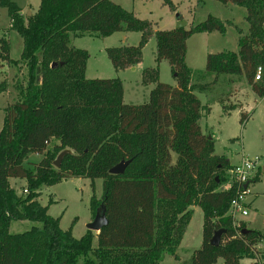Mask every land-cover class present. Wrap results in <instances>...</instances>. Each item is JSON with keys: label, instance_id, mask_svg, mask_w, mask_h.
Segmentation results:
<instances>
[{"label": "trees", "instance_id": "trees-1", "mask_svg": "<svg viewBox=\"0 0 264 264\" xmlns=\"http://www.w3.org/2000/svg\"><path fill=\"white\" fill-rule=\"evenodd\" d=\"M162 1L173 8L171 0ZM217 1L243 7L247 30L236 27L237 52L206 56L205 73L243 74L252 92L264 97V0ZM0 7L22 39L20 60H12L7 39L0 36V67L26 68V81L14 84L15 100L4 109L0 129V264H161L165 255L178 260L192 206L202 211V241L179 264H242L264 243V233L245 231L241 220L234 226L228 214L236 190L220 186L232 165L213 154V139L201 130V111L207 114L209 107L201 106L185 63L188 37L223 33L219 18L209 15L189 28L153 31L149 20L112 0H39L26 20L11 0H0ZM118 31L139 32L140 40L106 49L115 69L139 63L154 34L155 61L169 63L175 85L159 81L156 68H146L142 82L153 83L148 100L128 104L118 77L85 78L87 51L72 47L70 36L102 38ZM257 67L261 75L254 80ZM224 97L218 99L224 113L240 108L227 105ZM248 117L241 111L239 122ZM63 149L70 152L56 168L53 161ZM29 153L42 158L26 161ZM121 160H130L123 173H109ZM259 173L248 185L259 181ZM70 177L90 179L91 185L102 180V194H92L89 208L94 216L103 204L107 223L95 234L87 229L74 237L37 201L42 186ZM9 178L24 180L20 194ZM25 220L40 226L10 233L12 221ZM218 229L225 231L213 246L209 240Z\"/></svg>", "mask_w": 264, "mask_h": 264}, {"label": "rangeland", "instance_id": "rangeland-1", "mask_svg": "<svg viewBox=\"0 0 264 264\" xmlns=\"http://www.w3.org/2000/svg\"><path fill=\"white\" fill-rule=\"evenodd\" d=\"M19 9L24 20L30 17L38 8L39 0H11ZM122 8L131 11L140 19H147L156 29H171L176 25L177 15L187 23L189 28L204 21L209 15L219 18L225 24V31L220 33H194L186 40L185 63L193 72L192 82L195 83V94L202 107L208 106L209 113L202 115L199 124L202 132L211 137L214 142V155L223 156L231 165L240 162L243 156L257 157L255 170L261 171L264 166V97L255 95L243 74L241 75H209L205 73L206 56L209 53L237 52L238 33L236 27L244 32L247 22L243 7L232 3H221L217 0H171L173 8L162 0H112ZM28 12L30 13L28 15ZM227 21L232 24H227ZM10 19L5 7H0V36L8 41L9 56L12 60H20L22 39L20 35L9 28ZM140 33L135 31H118L109 36L96 38L89 35L70 36V45L87 51L83 76L85 78L118 77L122 82L123 101L128 104H141L148 100L153 83L142 82V72L146 68H156L157 78L161 82L175 85L170 65L166 60L155 61V37L152 34L141 50V60L135 69L117 70L111 64L107 48L122 45H136ZM26 68L24 65L4 64L0 67V129L5 115V108L15 100L14 84L16 81L25 83ZM226 94V98L224 95ZM225 98L227 105H235L224 113L222 104L218 101ZM249 113V117L239 122L240 112ZM41 154L29 153L27 160L38 162ZM255 174V173H254ZM10 185L18 194L25 186L24 180L9 178ZM231 183V175L226 172V179L220 188L226 189ZM92 194L99 198L102 194V180H91L80 177H70L53 185L42 186L37 201L47 207V213L58 218L62 230L70 229L76 238L82 236L91 221L92 214L89 202ZM247 215L242 216L246 227L264 233V172L260 180L249 183L245 194ZM51 200V202H50ZM40 226L38 222L12 221L10 233L25 231L31 226ZM94 234L96 233L93 231ZM202 241V211L198 206H192V213L181 242L176 249L178 260L165 255L161 264H179L189 258L194 249ZM95 244V240H93ZM242 263L257 261L264 263V243L256 245L254 251L246 255ZM218 262H221L219 260ZM218 264V263H217Z\"/></svg>", "mask_w": 264, "mask_h": 264}, {"label": "built area", "instance_id": "built-area-1", "mask_svg": "<svg viewBox=\"0 0 264 264\" xmlns=\"http://www.w3.org/2000/svg\"><path fill=\"white\" fill-rule=\"evenodd\" d=\"M260 75L261 68L257 67L254 80H259ZM257 160V157L249 158L243 156L239 163L232 165V168L228 170L231 175L229 187L233 185L236 190V195L231 199L228 208V214L231 216L234 226H238V222L241 220L240 218L247 215L246 189L243 186L254 176Z\"/></svg>", "mask_w": 264, "mask_h": 264}, {"label": "water", "instance_id": "water-1", "mask_svg": "<svg viewBox=\"0 0 264 264\" xmlns=\"http://www.w3.org/2000/svg\"><path fill=\"white\" fill-rule=\"evenodd\" d=\"M30 13L28 12V15ZM187 25V23L185 21L182 20V17L181 16H178L177 15V18H176V25L174 28H180V27H185ZM51 67H54L56 66V62H52L50 64ZM70 150L69 149H63L62 151H60L56 158L54 159L53 161V166L54 167H58L59 166V163L61 161V158L63 157V155L65 153H69ZM130 162V160H121L120 162H118L117 164H115L114 166H112L110 169H109V173L111 174H121L123 173L125 167L127 166V164ZM248 183L244 184L243 188L246 189ZM107 223V219H106V216H105V207L103 204L100 205V207L96 210L93 218L91 219V221L86 225V228L88 230H91V231H95L96 233L99 232V230L105 226ZM225 231V229H218L216 230L212 237L210 238L209 240V243L213 246H216L219 242V239H220V236L221 234ZM245 231H249V229H245Z\"/></svg>", "mask_w": 264, "mask_h": 264}, {"label": "crops", "instance_id": "crops-1", "mask_svg": "<svg viewBox=\"0 0 264 264\" xmlns=\"http://www.w3.org/2000/svg\"><path fill=\"white\" fill-rule=\"evenodd\" d=\"M189 38V37H188ZM186 53V52H185ZM128 69H135L136 68V65H134V66H131V67H127ZM201 115H202V113H201ZM229 161V160H228ZM262 172H264V166L262 167V170H261ZM261 171H260V175H259V180H260V176H261ZM247 206H248V203H247ZM241 219V221H243L242 220V218H240ZM244 223H246L245 221H243ZM247 224V223H246ZM248 228V227H247ZM248 229H252V228H248ZM253 230V229H252ZM248 261L249 260H247V261H245L244 263H242V260H240V262L242 263V264H245V263H248ZM218 264H222V261L221 262H218Z\"/></svg>", "mask_w": 264, "mask_h": 264}]
</instances>
